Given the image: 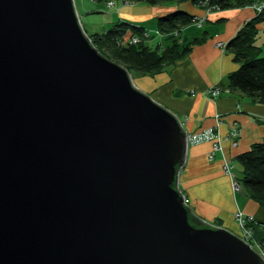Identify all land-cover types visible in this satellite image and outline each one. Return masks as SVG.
<instances>
[{
	"label": "water",
	"instance_id": "obj_1",
	"mask_svg": "<svg viewBox=\"0 0 264 264\" xmlns=\"http://www.w3.org/2000/svg\"><path fill=\"white\" fill-rule=\"evenodd\" d=\"M187 150L74 0H0V264H264L185 203Z\"/></svg>",
	"mask_w": 264,
	"mask_h": 264
},
{
	"label": "crops",
	"instance_id": "obj_2",
	"mask_svg": "<svg viewBox=\"0 0 264 264\" xmlns=\"http://www.w3.org/2000/svg\"><path fill=\"white\" fill-rule=\"evenodd\" d=\"M113 1L112 7H108L106 1H103L102 6L97 5L94 9L105 10L106 7L113 11L107 13L104 30L119 21L135 23L150 30L152 37L156 34V43L162 45V34H159L156 27L158 16L179 8L202 20L199 24L195 22L184 27L179 35L181 42L190 43L194 37L206 33L204 41L191 45L185 56L162 71L153 75L138 74L135 78L132 77V82L173 112L183 122V130L196 132L208 127L216 128L222 150L216 151L214 158L209 160L211 141L188 145L185 164L179 173V187L192 212L204 221L220 225L231 232H239L234 219V213L238 210L251 214L255 223H264V208L243 191L233 192L230 177L223 169L225 162L232 167L236 162L235 157L249 149L253 143L264 142V103L229 88L228 75L239 64L234 61L230 52L217 45L218 42L226 43L246 21L252 19L256 15L254 9L248 4L207 12L189 1L159 5L144 2L125 5L123 0ZM85 6L84 0L76 5L79 18L81 13L87 11ZM256 27L255 43L261 47L264 55V19ZM189 29H192L190 34L186 32ZM152 42L153 39L150 40L151 44ZM213 86L220 88L215 98L209 93ZM216 115L220 116L218 125ZM233 123L239 127L236 146L226 139Z\"/></svg>",
	"mask_w": 264,
	"mask_h": 264
},
{
	"label": "trees",
	"instance_id": "obj_3",
	"mask_svg": "<svg viewBox=\"0 0 264 264\" xmlns=\"http://www.w3.org/2000/svg\"><path fill=\"white\" fill-rule=\"evenodd\" d=\"M109 1V0H93ZM130 3L144 2L150 5L166 3H182L189 1L198 6L210 9H228L251 5L256 0H127ZM264 19V6L262 11L252 19L246 21L236 34L225 43V50L233 55L239 67L229 73L228 86L238 90L241 94L260 103H264V55L262 49L255 43L257 35L256 24ZM193 14L179 8H174L156 19L158 32L166 37L171 44L164 47L160 43L151 44L150 37L143 34L144 26L119 21L101 33L87 34L91 44L107 59L118 63L127 70L140 74H156L175 60L185 56L191 45L201 43L206 33L194 37L190 43L179 41L181 30L195 23ZM137 36L136 43L120 44L119 40L125 35ZM179 35V36H178ZM235 160L240 164V174H236L242 191L252 200L264 208V142H255L249 149L239 153ZM176 186V183L174 184ZM190 217H194L190 211ZM261 224L259 222L256 223ZM256 226V227H257ZM256 237L264 241V234L258 228Z\"/></svg>",
	"mask_w": 264,
	"mask_h": 264
},
{
	"label": "built area",
	"instance_id": "obj_4",
	"mask_svg": "<svg viewBox=\"0 0 264 264\" xmlns=\"http://www.w3.org/2000/svg\"><path fill=\"white\" fill-rule=\"evenodd\" d=\"M106 5L108 7H112L114 6V1L113 0L106 1ZM263 6H264V0H257L256 2L251 4V7L254 9L256 14L262 11ZM201 21L202 20L199 18H197L196 20V22L198 23H200ZM143 34L145 37H149L151 35V31L148 29H144ZM159 34L161 33L159 32ZM137 41H138L137 36L125 34L121 38V40H119V43L120 44H125L127 42L136 43ZM217 45L223 49L225 48V42H218ZM219 91L220 88L218 86H213L209 89V93L213 98H215L219 94ZM216 119L218 125V123L220 122V116L216 115ZM179 122L181 127L183 128V122L180 119ZM185 133H186L188 145L196 144L204 141L212 142V148L208 154L209 160H212L214 158L216 151L222 150L220 138L215 127H208L196 132L185 131ZM238 138H239V127L236 123H233L226 136V139H229L232 145L236 146L238 144ZM223 169L224 172L228 174L230 177L231 187L233 192L242 191L241 185L237 180L236 173L232 170L231 165L228 162H225L223 165ZM178 188L180 189L179 184H178ZM184 201L188 205V200L186 198H184ZM234 219L239 228V232L241 233L240 238L248 245H250V247L254 249L257 253L259 252V254L264 258V241L261 242L256 237V231L254 228L257 225L254 221V217L251 214H246L238 210L234 213ZM256 228L260 230L261 234H264V223L258 224Z\"/></svg>",
	"mask_w": 264,
	"mask_h": 264
},
{
	"label": "rangeland",
	"instance_id": "obj_5",
	"mask_svg": "<svg viewBox=\"0 0 264 264\" xmlns=\"http://www.w3.org/2000/svg\"><path fill=\"white\" fill-rule=\"evenodd\" d=\"M84 1L86 3V6L84 7V9H86L87 11L86 12H83L82 11L83 8H81V12H83V13H81V15H80L81 18H79V20L82 21V22H80V23H82L81 24L82 28L85 29V31L87 32V34H94V33H101V32H103L104 29H105L104 27H106V25H107V22H106L107 13H110V12H113V11L107 10L106 7H105V10H101V9L99 11L98 10H94L97 5L98 6H100V5L102 6L103 1H97V2H93L92 0L91 1L90 0H84ZM74 3H76V5H77L78 3H80V0H74ZM123 3L125 5H128L130 2H128L126 0H123ZM76 5H75V7H76ZM201 7L205 11H207V12L208 11H211V10H214V9L207 8L206 6H201ZM196 23H198V22H196ZM147 27H149V26H147ZM194 27H195V25L194 26H191V28H194ZM191 30L192 29L186 30V32L188 34H190V31ZM153 36L154 37L150 38V40L153 39V42L152 43L153 44H156V41H157L158 37H157L156 34H154ZM161 36H162V41H163L164 47L167 46V45H169L170 44V41L169 40H166L165 39V36H163V35H161ZM179 41H181V39H179ZM128 72H129V75H130L131 79H132V77L135 78L138 74H140V73H137V72H135L133 70H131V71L128 70ZM135 82H137V80H135ZM232 170L236 174H240L239 173L240 172V164L237 161L234 162V165H232ZM211 225L216 226V227H220V225H217V224H212L211 223ZM233 233L236 234L239 237L241 236V233L240 232H233Z\"/></svg>",
	"mask_w": 264,
	"mask_h": 264
}]
</instances>
